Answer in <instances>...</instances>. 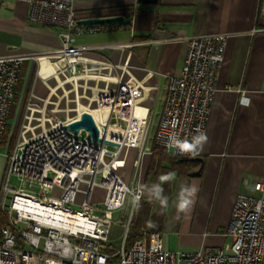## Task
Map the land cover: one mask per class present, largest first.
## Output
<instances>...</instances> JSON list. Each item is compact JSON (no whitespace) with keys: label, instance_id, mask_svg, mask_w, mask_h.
<instances>
[{"label":"built area","instance_id":"built-area-1","mask_svg":"<svg viewBox=\"0 0 264 264\" xmlns=\"http://www.w3.org/2000/svg\"><path fill=\"white\" fill-rule=\"evenodd\" d=\"M16 1L28 2L30 20L58 30L61 45L50 54L58 64L57 76L67 82L80 74L99 75L100 80H92L95 89L80 88L82 95L91 94L84 98L88 106L107 113L105 122H96L100 136L107 138L110 125L123 127L126 134L122 141L108 138L119 143L113 149L104 143L95 144L86 130L76 133L68 128L76 118L69 120L57 108H49L53 104L48 98L50 90L40 104L31 93L17 142L11 151L2 154L5 170L0 203L8 214L9 225L0 227V264H264V175L255 178L251 193L236 196L225 230L229 240L224 245L197 251L170 250L159 232L126 244L143 188L136 177L128 183L123 168L127 149L151 151L145 145L151 130L146 106L150 94L131 72L128 59L123 63L108 59L91 62L85 57L92 48L76 45V35L104 28L80 25L74 0ZM229 38L228 33L216 32L188 39L181 75L171 77L165 87L162 113L151 136L165 153L186 158L201 156V150L193 156L180 145L205 133ZM29 57L18 52L0 55V147L22 66ZM43 83L48 87L45 79ZM68 103L66 100V106ZM137 105L146 109L145 116L135 115ZM12 177L17 186L10 185ZM98 190L101 200L95 201ZM79 196L82 198L77 203ZM29 202L45 210L49 219L40 220L22 208ZM116 213H121L117 220ZM116 222L123 226L124 236L121 246L109 253L105 249ZM18 234L26 245L24 249L17 247Z\"/></svg>","mask_w":264,"mask_h":264},{"label":"crops","instance_id":"crops-1","mask_svg":"<svg viewBox=\"0 0 264 264\" xmlns=\"http://www.w3.org/2000/svg\"><path fill=\"white\" fill-rule=\"evenodd\" d=\"M74 8L78 20L113 15L131 18L129 25L102 24L100 32L76 35L75 44L92 48L85 53L91 62L129 60L131 72L150 94L146 106L151 127L155 120L154 129L162 113L165 87L171 77L181 75L188 39L216 32L230 34L204 133L207 141L199 156L203 162L190 171L202 167L200 174L179 173L173 155L154 148L153 141L145 144L151 151L127 149L123 168L125 180L131 183L136 177L142 188L150 169H159V178L174 173V180L161 181L168 183L171 191L162 230L150 231L161 233L168 249L197 251L224 245L229 240L225 230L236 196L251 193L255 178L264 175V0H74ZM29 10L26 1L0 0V55L18 52L30 56L22 66L10 117L21 118L32 92L39 103L50 90V103L52 95L75 102V109H57L77 112L68 119L90 114L96 121L105 122L107 113L84 104L81 99L87 94L79 91L80 87L95 89L79 81L100 80L99 75L80 74L67 82L57 76L58 64L50 54L61 45L58 30L30 20ZM52 77L56 85L48 82ZM71 81L74 88L67 90L65 84ZM60 88L63 95L57 93ZM71 92H76L75 99L70 100ZM244 100L249 103L245 105ZM53 104L59 106L58 101ZM134 113L141 118L146 109L137 105ZM181 184L199 188L187 213H178L176 208ZM100 195L98 190L95 201L101 200ZM113 226L105 249L109 253L121 246L116 244L118 236H111Z\"/></svg>","mask_w":264,"mask_h":264},{"label":"trees","instance_id":"trees-1","mask_svg":"<svg viewBox=\"0 0 264 264\" xmlns=\"http://www.w3.org/2000/svg\"><path fill=\"white\" fill-rule=\"evenodd\" d=\"M6 128V134L8 132ZM154 148L159 149L162 153L164 151L157 145ZM172 162L179 173H189L199 161L196 158H186L173 155ZM172 164V165H173ZM159 169H150L145 178L143 188V198L138 202L134 217L131 221L129 232L126 238V244L129 246L138 238L148 236L150 231H161L164 220L167 214L166 205L162 204L160 199L156 198L152 186L159 183L163 188V196L167 198V203L170 198V186L168 183H161L159 179ZM9 225L6 215L0 210V227ZM17 247L24 249L26 247L23 239L17 235Z\"/></svg>","mask_w":264,"mask_h":264},{"label":"rangeland","instance_id":"rangeland-1","mask_svg":"<svg viewBox=\"0 0 264 264\" xmlns=\"http://www.w3.org/2000/svg\"><path fill=\"white\" fill-rule=\"evenodd\" d=\"M36 77L37 76H39L38 75V69L36 70ZM43 81V80H42ZM48 82L50 83V84H52V85H56V83H57V80H56V78L55 77H52V78H50L49 80H48ZM87 82V81H86ZM94 82L95 81H92V80H88V85H94ZM79 83L80 84H84L85 83V80H80L79 81ZM74 85H73V81H71V82H69V83H67V84H65V87H66V89L67 90H71V89H73L74 87H73ZM82 89L81 88H79V91H81ZM48 91V90H47ZM32 93H35V92H32ZM57 93H59L60 95H62V93H63V91H62V89L60 88V89H58L57 90ZM75 93L76 92H71L70 94H69V98H70V100H72V99H75ZM81 93V92H80ZM87 95L88 96H90L91 94H89V93H87ZM46 96H44V98H45ZM44 98H42V99H44ZM68 98V97H67ZM67 98L66 97H64V99H60L59 100V98L57 97V96H55V95H53L52 97H51V99L50 100H52L53 101V103H54V101H58L59 102V106H57V104H49V108H57L58 109V107H59V109H66V108H71V109H75L76 108V106H75V102H69L68 103V106H66V100H67ZM82 100V102L84 103V104H87V100L86 99H81ZM39 101V104L40 103H42V101H40V100H38ZM26 107V106H25ZM23 108V110H22V114H21V118L19 117V119L17 118V120H16V118H15V116H12V117H10V119H9V122H8V132H7V135H5V138H4V142H3V144L1 145V147H0V200H1V198L3 197L2 196V192H1V185H2V183H3V173H4V170H5V159H4V157H3V155L2 154H4L5 152H7V151H11L12 149H13V146L15 145V143L17 142V139H18V136H19V131H20V122H21V119H22V116H23V114L25 113V109L26 108ZM59 114H61L62 116L64 115H66V116H68V115H70L71 117H74L76 114H77V112L75 111V110H72V111H69L68 113H66V112H64V113H62V112H60ZM15 121H16V123H15ZM154 125H155V120H153V127H151V130H150V133H149V138H148V140H147V144H150V143H152V138H151V136L153 135V133L155 132V130H154ZM5 134H6V132H5ZM86 134V132H82V136H84ZM109 148L110 149H113L112 148V146H109ZM52 175H50V177H51ZM10 185L11 186H17L18 184H17V180H16V178L15 177H12L11 179H10ZM58 192V190H56V193ZM81 196H79V198L77 199V203H80V201H81ZM9 200L10 199H8L7 200V204L9 203ZM137 208V207H136ZM0 210L6 215V217H7V219H8V214L6 213V212H4L3 210H2V204L0 203ZM135 214V213H134ZM120 216H121V213H118V214H116L115 215V219H118V218H120ZM134 217V216H133ZM133 217H132V219H133ZM9 221V220H8ZM123 221H125V219H123ZM132 221V220H131ZM112 237L113 236H118V239L116 240V244H118V245H120L121 243H122V239H123V236H124V231H123V227H121V225L120 224H114V226H113V229H112V235H111ZM172 243V242H171ZM180 250V249H179Z\"/></svg>","mask_w":264,"mask_h":264},{"label":"clouds","instance_id":"clouds-1","mask_svg":"<svg viewBox=\"0 0 264 264\" xmlns=\"http://www.w3.org/2000/svg\"><path fill=\"white\" fill-rule=\"evenodd\" d=\"M245 105L249 103L248 100L242 101ZM207 141V136L204 133H200L192 137L190 141H184L180 145L184 152L191 153L193 156L198 155L202 149L204 143ZM174 173H167L161 176L159 179L162 182H168L174 180ZM156 198L160 199L162 204H167V198L163 196V188L159 183L152 186ZM199 191V188L195 184L184 185L181 184L176 196V208L178 213H187L191 210L195 203V197Z\"/></svg>","mask_w":264,"mask_h":264},{"label":"water","instance_id":"water-1","mask_svg":"<svg viewBox=\"0 0 264 264\" xmlns=\"http://www.w3.org/2000/svg\"><path fill=\"white\" fill-rule=\"evenodd\" d=\"M141 3H156L157 0H138ZM80 25H102V24H119V25H129L131 23V18H127L124 15H113V16H100L78 20ZM68 128L76 133L81 129L88 132L93 143H104L111 146H119L118 142L109 140L108 138L100 136V129L95 121V119L90 114H84L81 118L71 122ZM197 161L203 162L201 157H196ZM202 170L200 167L198 170L190 172V175H199Z\"/></svg>","mask_w":264,"mask_h":264},{"label":"bare ground","instance_id":"bare-ground-1","mask_svg":"<svg viewBox=\"0 0 264 264\" xmlns=\"http://www.w3.org/2000/svg\"><path fill=\"white\" fill-rule=\"evenodd\" d=\"M81 118V117H80ZM77 119H79V118H77ZM70 120V119H69ZM96 121V120H95ZM96 122H98L99 124H101V123H103L102 121H96ZM120 132L122 133V134H120ZM125 131H124V128L123 127H114V126H112V125H110V126H108V128L106 129V135L105 136H107V138H109V139H117V140H120V141H122V140H124V138H125ZM121 135H122V137H121ZM24 204V203H23ZM25 205V204H24ZM24 205H21L22 206V208H26L27 210H29V211H31V212H33V213H35L36 215V217L38 218V219H40V220H43V219H49V214L45 211V210H43L40 206L38 207V206H36L35 204H33L32 202H29V203H26V205L24 206ZM56 219H58L59 218V216L58 215H56V216H54Z\"/></svg>","mask_w":264,"mask_h":264}]
</instances>
